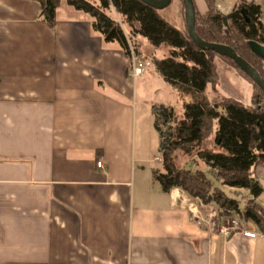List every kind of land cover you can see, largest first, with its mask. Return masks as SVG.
I'll list each match as a JSON object with an SVG mask.
<instances>
[{"label":"crops","instance_id":"0c3cea01","mask_svg":"<svg viewBox=\"0 0 264 264\" xmlns=\"http://www.w3.org/2000/svg\"><path fill=\"white\" fill-rule=\"evenodd\" d=\"M92 22L63 3L49 28L37 2L0 0V264H264L251 222L254 237L219 234L232 218L213 228L199 200L153 180L150 108L183 101L153 71L145 98V74L130 78Z\"/></svg>","mask_w":264,"mask_h":264},{"label":"trees","instance_id":"16d2710c","mask_svg":"<svg viewBox=\"0 0 264 264\" xmlns=\"http://www.w3.org/2000/svg\"><path fill=\"white\" fill-rule=\"evenodd\" d=\"M31 1L40 5L41 17L49 28L55 27L57 9L64 3L88 15L93 21V29L105 42H116L124 55L128 54L131 46L138 55L145 58H164L163 65L168 74L184 79L180 90L191 95V100L181 107L154 104L150 108L159 137L161 163L160 170L152 171L153 180L159 183L165 193L180 189L204 206L215 205L217 211L214 228L219 226L222 219L235 218L251 222L264 236V209L256 203V199L263 193V187L251 173V168L257 162L264 161L262 90L231 59L208 50L202 52L189 39L186 30H177L163 19L161 10L139 0ZM179 1L183 9L182 0ZM203 1L206 7L203 14L197 11L194 4L195 31L198 37L207 43L230 47L264 80V58L250 48V43L264 48V25L260 17L264 3L262 6H241L247 11L246 22L241 7L228 15H222L215 0ZM171 49L180 50L184 61L189 58L209 70L207 80L213 92H216L218 83L213 58L226 60L252 85L250 104L246 106L232 99L221 102L215 99L211 102L197 101L202 95L204 78L198 73H190L185 66L167 57ZM210 141L212 145L204 147ZM180 155L185 157L183 162L204 164L222 186L230 188L234 193L241 190L248 192L251 199L241 208L238 199L225 195L201 170L176 165Z\"/></svg>","mask_w":264,"mask_h":264},{"label":"rangeland","instance_id":"374dc122","mask_svg":"<svg viewBox=\"0 0 264 264\" xmlns=\"http://www.w3.org/2000/svg\"><path fill=\"white\" fill-rule=\"evenodd\" d=\"M252 1H255V0H215V3L216 5L219 4L224 9V11H227L226 15H228L230 12L236 10L240 5L251 3ZM195 3H198V1L197 2L195 1ZM160 15L163 17V19L166 22H168L170 25H172L177 30L179 31L186 30L185 22L183 19V9H182V5L179 0H171V3L169 4V6H167L165 9L160 11ZM260 17L264 25V11L261 13ZM174 52L177 54H182L180 50L171 49L168 51L167 57L170 56V58H173L174 56H172V54ZM174 58L171 59L174 63L185 66L186 69L190 73H193V72H195L196 74L198 73L204 78L203 83L205 85L203 87L202 95L200 98L197 99V101L211 102L215 99V101L217 100L218 102H221L222 100H225V99H232L246 106L250 104L251 94L253 91L252 85L246 79H244V77L240 75V73L226 60L221 59L219 57L213 58L215 75L218 79V83L216 86V92H213L210 88V82L207 80V76L209 72L208 69H206L205 67L203 68L202 65H197L193 61H190L189 58L185 60L190 61V62H186L182 58H175V59ZM157 59L159 60L160 58H157ZM146 75L147 74L145 73V76H142V78L140 77L136 79V89L141 94H143L145 98L150 97V96L152 97L153 88H154L153 83L154 82L156 83V79L146 76ZM139 92L137 95L138 96L137 101L140 103L141 94H139ZM171 99L173 102L175 100V97L172 95ZM185 102H188V100L186 99L185 101L182 102V104ZM178 103L180 102H177V104ZM174 104L176 105V103ZM152 120H153V117H152ZM152 134L154 136V139H156V143H158L159 137L154 127H153ZM211 145H212L211 141L206 142L204 144V147H209ZM184 159L185 157L180 155L176 161V165H181L185 169L201 170L202 172L206 174L207 178L214 184V186L219 188L225 195H227L230 198L238 199L241 208H243L244 205L247 203V201L251 199L248 192L241 190V191H238V193L237 192L234 193L233 190H231L230 188L226 186H222L217 180H215V178L211 175V173L208 171L207 167L204 164L202 163L198 164V162H196L197 165H194L186 161L183 162ZM179 162H182V163H179ZM251 173H252L253 178L263 187V193L256 199V203H258L264 209V161L257 162L251 168ZM193 200L197 201L196 199H193ZM203 207L204 208L202 210H204L203 212L205 213L204 215H209L210 222H211L212 217L214 220L216 216V211H217L216 206L210 204L208 206L203 205ZM224 222H226V220Z\"/></svg>","mask_w":264,"mask_h":264},{"label":"water","instance_id":"95a60500","mask_svg":"<svg viewBox=\"0 0 264 264\" xmlns=\"http://www.w3.org/2000/svg\"><path fill=\"white\" fill-rule=\"evenodd\" d=\"M145 5L152 7L156 10H163L171 3V0H139ZM183 9H184V22L186 32L189 39L197 46L199 50L203 51H212L216 54L223 55L231 59L239 69L244 72L264 93V80L259 76L256 70L249 65L246 61L240 58L233 49L228 46L221 44H212L202 41L196 31H195V7L193 0H182ZM241 14L247 19V11L245 8L241 9ZM251 50L264 58V48L259 46L256 43H250Z\"/></svg>","mask_w":264,"mask_h":264},{"label":"built area","instance_id":"2783aa9c","mask_svg":"<svg viewBox=\"0 0 264 264\" xmlns=\"http://www.w3.org/2000/svg\"><path fill=\"white\" fill-rule=\"evenodd\" d=\"M126 57L128 58V61H129L128 76L130 78H132L133 80L142 76L145 73L153 71V72L157 73L169 85H171L172 87L177 89V91L179 93V98L182 101H185L187 99L189 102L191 100V95H189L185 92H182L180 90L181 86L184 85L183 84L184 79L181 77H173V76L169 75L167 72V68H165L163 65V61H165L164 59L158 60L155 57L145 58L141 55H138L131 46H129L128 54L126 55ZM174 57L183 59L182 54L176 53V55H174ZM186 62H190V61H186ZM96 166L98 168H101V162H97ZM210 224L213 228L215 227L213 217L211 219ZM244 225H245L244 222H242L238 219H233V218L227 219L226 222H224L220 226L218 231H219V234H222V235H229L230 233L241 232L245 236L254 237L255 235L250 234V233L245 231Z\"/></svg>","mask_w":264,"mask_h":264}]
</instances>
